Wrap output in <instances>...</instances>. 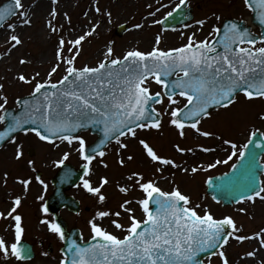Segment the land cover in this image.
Listing matches in <instances>:
<instances>
[{
  "label": "snow or ice",
  "instance_id": "1",
  "mask_svg": "<svg viewBox=\"0 0 264 264\" xmlns=\"http://www.w3.org/2000/svg\"><path fill=\"white\" fill-rule=\"evenodd\" d=\"M58 2L51 0L49 18L45 21L52 34L64 30L63 25L58 27L56 24ZM241 7L254 16L261 31L254 32L242 17L222 18L214 13L217 23L211 25L204 39H197L196 33L182 32L186 43L162 49L159 47L162 37L157 34L151 50L134 47L122 55L115 53L110 41L94 66L84 64L78 67L76 60L82 43L97 31L100 20L75 38L59 35L56 63L50 67L46 79H37L39 72L31 76L18 72L15 76V80L32 85L26 95L15 97V111L9 109V97L4 84L0 83V142L11 141L15 145L16 160L24 156L23 144L18 139L20 133L34 134L53 149L67 143L71 151L62 152L51 163L57 168L65 166L66 180L77 175L79 183L76 187L104 203L107 196L103 189L112 181L106 175L93 180L96 175L94 161L99 159V164L107 168L103 158L109 144L114 141L115 151L119 154L128 148L123 138L137 139L140 130H160L163 117L167 115L168 124L181 138L186 137V129L190 128L203 137L219 140L218 148L224 152L225 158L208 163L207 169L232 162L227 172L209 175L204 181L213 192L214 201L254 203L257 198L264 200V181L259 180L257 174L258 170H264V164L257 163L258 154L264 155V131L252 126L247 139L239 143L200 127L205 119H212L213 110H227L239 103L241 96L249 103L264 101V0H241ZM186 10H190L188 0H179L161 19H152L150 23L158 25L175 20L174 14H178L179 21L183 22L188 17ZM95 12L104 15L99 6L95 7ZM63 15L71 23L69 14L64 12ZM84 15L88 16V13ZM153 15L155 13L151 11L148 13L150 17ZM31 16V7H26L24 0H9L0 7V28L12 33L5 41L8 54L23 44L15 30L18 26H31ZM13 17L16 19L7 22ZM107 17L111 22V12ZM208 19H193L192 25L183 22V28L195 25L202 30ZM131 27L138 30L143 25L135 23ZM27 63L30 61L24 57L19 59V64ZM61 66L64 74L53 81V74ZM153 82L160 86V90H152ZM165 103L168 107H163ZM256 117L264 121V111L257 112ZM89 128L100 134L97 142L89 143L80 134ZM138 143L142 146V154L155 166L152 176L156 178L139 170H130L124 183L117 180V191L130 198H123L115 211L98 208L87 220L90 236L86 241L82 233L79 239L68 235L59 222L49 220L47 215L41 219L40 222L64 242L59 264H205L202 254L218 256L221 264H232L226 251L230 238L238 243L256 240L257 248L243 251L242 258L264 264V256L260 255L264 250V228L249 235L240 234L242 226L237 225L232 215L215 217L207 205L194 203L174 180L170 190L162 188L159 181L167 178L164 176L166 171L178 169L185 174L189 171L194 174L200 169L182 167L173 157L160 154L146 139L139 138ZM172 147L182 154L193 151V148L179 143ZM197 147L205 153L217 150L204 145ZM73 153L81 161L78 173L66 167V161ZM133 159V155L127 156L128 161ZM118 163L126 166L122 156ZM27 164L35 171L34 160H28ZM8 175V172L3 173L5 184ZM171 175L174 177L175 172ZM32 179L31 176L16 177L25 192ZM35 180L47 189L48 185L40 175H36ZM137 190L138 195L132 196ZM37 199L43 201L44 197L38 196ZM21 205L22 198L16 195L7 212H0V218L14 222L10 224V232L5 229L8 235H0V255L5 259L24 261L32 255V250L23 242L25 227L18 211ZM238 210L246 212L244 208ZM40 211L48 214L49 206L41 203ZM137 211L140 216L136 215ZM107 217H115L110 224L119 230L120 235L103 226L102 221Z\"/></svg>",
  "mask_w": 264,
  "mask_h": 264
},
{
  "label": "rangeland",
  "instance_id": "2",
  "mask_svg": "<svg viewBox=\"0 0 264 264\" xmlns=\"http://www.w3.org/2000/svg\"><path fill=\"white\" fill-rule=\"evenodd\" d=\"M4 0H0V3ZM66 7H60V3L56 5L59 15L56 19V24L59 27L63 25V32L58 34L50 33L45 25V21L49 18L39 15L32 20L31 26H28L26 32L20 35L23 44L12 49L11 53H7V45L5 41L7 36L0 42V83L4 84V91L9 97L8 107L15 106L14 101L17 95L24 96L30 90L32 85L23 84L15 80L18 72H24L26 75H33L39 72L40 75L37 79L44 80L47 78V72L50 67L56 63L55 50L58 44L59 35L63 34L66 38L72 39L76 36L77 28H83L86 25L91 26L97 20L100 24L97 31L82 43V50L76 60V65L83 66L89 64L94 66L98 59L102 58V53L108 46L109 42H113V47L117 55H122L123 52L131 48H139L140 50L148 51L155 45V37L157 34L161 35V43L159 45L162 49L178 47L182 43H186V36H181V33L186 34L196 33L197 39H204L208 36L211 30V25L217 23L215 15L222 18L236 17L249 21L250 13L241 7V0H188L189 5L193 7V18L188 24H193V19H202L208 17V22L201 30L199 26L193 25L185 29L180 27L175 31H162L160 25H153L150 23L152 19L159 20L167 11L174 7L175 3L179 0H64ZM163 4L165 7H160ZM148 5L152 7L149 8ZM99 6L104 15L95 12V7ZM156 9H159L157 12ZM91 10L92 18L89 20V15L85 16L84 13ZM155 13L153 16H148L149 12ZM50 12V10H49ZM48 12V13H49ZM67 12L71 19V23L65 19L63 13ZM111 12V22H109L107 13ZM215 13V15H213ZM15 17L7 22H12ZM141 23V29H132L131 25ZM120 24H126L128 27L121 36L115 34V29ZM5 32L4 28L0 29L1 33ZM48 53L50 60L46 64H36L39 56ZM65 55L68 53L65 51ZM24 57L30 63L21 65L19 59ZM1 60L3 61L1 63ZM63 66L53 74V81L58 80L62 75ZM152 90L158 91V85L153 82ZM157 107H161L157 105ZM163 107H168L165 103ZM264 111V101L253 100L246 102L243 96L240 97V102L230 107L227 110L221 109L219 112L213 111L212 119H205L200 127L202 130L212 131L217 135L222 134L225 139L232 138L239 143H243L247 139L248 130L252 126L259 127L264 131V121L257 119L256 113ZM169 117L164 115L163 127L160 131L156 129L140 130L138 138H123L124 142L128 144L127 149L121 150L119 154L115 151V142L107 146L105 149L107 154L103 158L108 167L105 168L99 164V159L94 161V168L96 175L93 180L96 181L100 175H106L112 181L103 189L107 200L104 203H99L97 198L93 195L86 193L82 188L75 187L69 191L75 198L80 201L81 211L78 214H72L66 210L60 213L62 217L68 222L69 227L74 226L79 228L83 234L84 240L90 236V230L87 225V220L99 208L101 210L112 209L115 211L118 204L125 197L122 193L118 192L115 187V182L119 180L124 183V177L130 170H139L146 174V176L155 179L152 173L155 172V166L142 154V146L139 145L138 139H146L160 154L173 157L178 164L182 167L191 168L192 166L198 167L200 170L197 173L190 171L185 174L178 169H170L164 173L166 179H161L159 184L162 188L170 190L173 186L172 181L179 185L181 190L191 196L194 203H203L207 205L215 217L220 218L223 215H232L238 226H242L240 234L249 235L252 232L264 228V200L257 198L255 202L237 203L231 206H221L214 203L206 194L204 186V178L226 169L228 165H217L214 169H207L208 163H214L217 158L224 159V152L218 148L219 140L215 137H203L195 133L194 130L186 129V137L181 138L177 130L168 124ZM88 142L92 137L87 132L80 133ZM19 141L23 144L24 156L20 160L14 157L15 145L8 141L0 148V212H7L11 207V200L14 196H21L22 206H26L18 211L23 217V226L25 227L24 238L32 240L37 246L36 257L29 262V264H59L61 253L59 251L62 246V241L52 232L47 229L45 224L40 221L47 215L49 220H53L52 216L44 214L40 211V204L52 191L50 184V177L55 173V167L51 161L56 159L59 154L64 151H71L67 143L61 144L58 149H53L51 145L46 142L40 141L34 134L24 135L20 133L18 136ZM179 143L183 147L193 148L192 152L178 153L172 147L173 144ZM197 145H204L209 148H217L216 151L210 153H201ZM227 148L228 146H224ZM33 150V154H28L29 150ZM230 151V149H228ZM131 154L134 159L127 160V156ZM123 157L126 161V166L119 165L118 160ZM28 160L35 161V171L27 164ZM264 161V157L262 159ZM66 162L78 166L81 161L79 157L73 153L70 159ZM40 171V176L45 180L48 187L44 189L36 180V172ZM8 172L7 184L4 183L3 173ZM175 172V176L171 175ZM159 175V174H157ZM17 176L28 177L31 176L32 182L27 192L23 190V185L16 181ZM264 181V176L262 178ZM132 196L138 195L137 192L131 194ZM38 196H43V201L38 200ZM135 207V205H133ZM244 208L246 212H240L238 209ZM202 214V213H201ZM137 216L140 212L137 211ZM115 217H107L102 221L103 226L107 227L109 231L120 235L118 229H115L110 220ZM100 223L101 221H97ZM121 222H126L121 220ZM13 221L0 218V235H8L5 232L7 228L9 232L10 224ZM51 244V251H47L48 245ZM257 248L256 240H247L243 243H238L235 239L230 238V243L227 245L226 251L229 255L232 264H239L238 259L242 258V253L245 250H252ZM46 253V255L44 254ZM209 264H221L218 256L206 257L204 260ZM0 264H18L11 258L5 259L0 255Z\"/></svg>",
  "mask_w": 264,
  "mask_h": 264
},
{
  "label": "water",
  "instance_id": "3",
  "mask_svg": "<svg viewBox=\"0 0 264 264\" xmlns=\"http://www.w3.org/2000/svg\"><path fill=\"white\" fill-rule=\"evenodd\" d=\"M188 11V10H186ZM177 19L175 20H169V21H165V23H163V26H176L177 24H181L183 22L186 21V18L183 22H180L179 21V17H178V14H174ZM252 22L255 23V24H259L258 21L255 20L254 16L252 15ZM125 30V27L124 26H120L119 28H117V31L116 33L118 35H120L123 31ZM10 110H13L15 111L14 109H10ZM91 133H96L97 134V138L94 142H97L98 139L100 138V134L98 132H96L95 130L89 128ZM93 142V143H94ZM4 142H0V146L3 144ZM261 155L258 154V165H261L260 161H259V158H260ZM66 167L67 168H70L72 169V171L74 173H78L80 170H75L71 165L69 164H66ZM264 170H258V177L260 176V174L263 172ZM64 172H65V166H61V168L59 169V171L57 172V174L55 175V177L52 179V183L54 185V193L52 194V196L49 197V199L47 200L46 204L49 206V211L53 212L54 215H55V220L57 222H59L61 224V226L64 228L65 232L70 235V236H73L74 238H77L79 239L78 237V231L72 229L70 231H67L66 230V223L59 217L56 215V212L57 210L60 208V207H66L68 208L69 210H72V211H78V202L75 201L72 197L70 196H67L65 193H64V190L69 188L70 186H74L78 181V176L77 175H74L72 176L71 178L69 179H65L64 178ZM82 174V173H80ZM207 193L210 194L211 196L213 195V192L211 191V189L208 187L207 188ZM222 204L223 205H229V204H232L226 200H221ZM33 255V254H32ZM31 255V257H32Z\"/></svg>",
  "mask_w": 264,
  "mask_h": 264
},
{
  "label": "bare ground",
  "instance_id": "4",
  "mask_svg": "<svg viewBox=\"0 0 264 264\" xmlns=\"http://www.w3.org/2000/svg\"><path fill=\"white\" fill-rule=\"evenodd\" d=\"M24 3L26 7H29V6L31 7V13H32L31 19L32 20L41 14L46 16L52 6L51 0H24ZM59 3H60V7L62 8L66 7V2L64 0H59ZM88 15H89V20H91V18L93 17L91 10L88 11ZM89 27H90L89 25H86L83 28H77L76 35L82 34L83 31H87ZM27 28L28 26H22V27L18 26L15 31L19 35H23L26 32ZM9 34H12V33H9L6 31L1 33L0 42L4 38V36L6 37ZM49 60H50V55L48 53H44L42 54V56H39L36 64L37 65L46 64V62H48ZM2 62L3 61L1 60V63ZM260 255L264 256V250L260 251ZM237 262L239 264H256V262L253 261L251 258H248V259L240 258L237 260Z\"/></svg>",
  "mask_w": 264,
  "mask_h": 264
}]
</instances>
